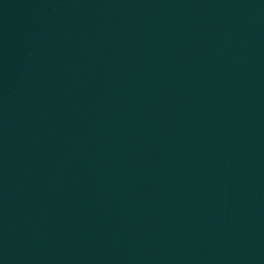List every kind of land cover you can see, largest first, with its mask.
Masks as SVG:
<instances>
[{
  "label": "water",
  "instance_id": "95a60500",
  "mask_svg": "<svg viewBox=\"0 0 264 264\" xmlns=\"http://www.w3.org/2000/svg\"><path fill=\"white\" fill-rule=\"evenodd\" d=\"M0 264H264V0H0Z\"/></svg>",
  "mask_w": 264,
  "mask_h": 264
}]
</instances>
